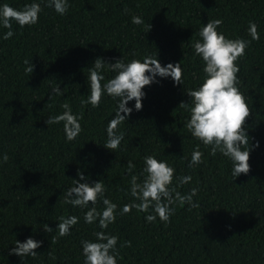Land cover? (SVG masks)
<instances>
[{"label":"trees","instance_id":"16d2710c","mask_svg":"<svg viewBox=\"0 0 264 264\" xmlns=\"http://www.w3.org/2000/svg\"><path fill=\"white\" fill-rule=\"evenodd\" d=\"M33 2L42 8L35 25L21 28L13 21L14 35L7 40L9 29L0 26V264H84L81 241H95L98 231L118 237L117 264H264V0H68L64 15L47 7V0H0V5L20 10ZM133 16L143 23L133 24ZM214 19L223 20L217 31L227 38L250 41L236 62L238 88L251 109L244 124L250 171L236 178L228 158L211 155L210 146L191 136L185 127L189 111L179 107L190 103L187 92L203 82L204 65L192 45ZM249 21L258 26V41L248 34ZM147 56L161 66L180 63L182 85L157 77L142 89V110L129 101L133 111L118 126L124 139L113 152L103 146L118 99L105 93L99 107L86 103L88 69L97 58L128 63ZM25 60L34 65L32 73L25 71ZM101 74L102 84L115 75L107 66ZM58 86L63 95L49 100ZM64 103L82 117L83 130L71 142L63 122L45 123L62 114ZM197 146L203 162L189 167ZM147 155L175 169L170 187L181 195L198 189L196 206L173 204L167 223L158 217L149 223V213L135 208L119 214L125 204L139 203L130 194V180L131 175L143 180ZM129 161L136 165L131 175ZM78 171L90 184L102 181L104 196L117 205L107 229L98 221L85 223L87 209L64 203ZM189 175L191 182L180 185L178 178ZM96 207L102 210V201ZM61 216H77L79 222L53 241ZM44 224L54 231L45 232ZM29 237L43 242L36 257L9 255L16 240Z\"/></svg>","mask_w":264,"mask_h":264},{"label":"clouds","instance_id":"9594fccd","mask_svg":"<svg viewBox=\"0 0 264 264\" xmlns=\"http://www.w3.org/2000/svg\"><path fill=\"white\" fill-rule=\"evenodd\" d=\"M46 6L53 8L60 15L66 14L69 8L68 0H47ZM42 11L40 3L26 4L23 9H16L5 3L0 5V26L9 29L3 36V39H10L14 32L11 31L12 22L15 21L21 28L24 26L35 25L39 19V13ZM127 11V10H126ZM132 23L140 25L143 20L139 16L132 17ZM223 24L222 19L208 21L197 35L200 39L196 40L192 47L195 55L200 57L203 62L204 78L198 88L189 90L187 95L191 98L190 103L179 105L189 111L190 118L185 127L191 136L204 146L211 147V155L215 156L217 152L228 158L232 163L231 174L234 178L241 174H248L250 171V144L249 137L246 135L244 124L246 118L251 114L244 95L239 91L240 83L237 74L240 69L237 65L239 58L245 55V50L250 41L243 39H229L217 29ZM151 25H149V30ZM248 34L252 40H259L258 26L255 22L249 21ZM29 65L25 71L32 73L34 65L25 60ZM107 66L108 70L115 75L108 79L106 83L101 71ZM89 76L87 83L90 89V95L86 103L93 108L99 107L103 95L106 93L113 99H118L115 115L108 122L106 132L107 141L104 148L112 150L118 149L124 134H117L118 126L125 122L133 109L128 107L129 101L135 100V110H142V99L145 93L142 89L158 82L157 77L168 78L177 85H182L183 70L180 63L161 66L158 59L147 56L143 62L139 59H132L125 63L123 59L115 63H105L102 58H97L91 68L88 69ZM148 73V74H146ZM54 95H63L60 87L53 88L49 100ZM64 111L62 114L49 117L45 120L48 125L59 124L63 122V130L66 140L71 142L75 140L82 132L79 122L82 117L73 114L71 106L67 103L62 105ZM123 113L124 115H121ZM259 144L255 145L258 147ZM203 153L199 146L193 150L189 167H194L203 162ZM7 162L8 156L5 154L2 158ZM143 169L140 181L137 175H131L136 165L131 161L127 164L128 174L131 175L130 194L139 201V203L125 204L120 210V215L129 213L133 208L139 212L149 213L145 219L152 223L157 220L167 223L175 209L173 204L179 202L181 205L188 204L192 207L193 197L198 189L193 188L187 195H181L175 188L170 186L173 183L175 169L167 161H160L153 155H147L143 158ZM79 180H72L73 186L68 188L64 194V203L73 207L87 209L84 214V222L93 224L98 221L100 229H107L108 226L116 220L117 205L104 196L106 188L102 181L92 184L88 183L87 178L81 171L77 172ZM85 181L80 183V181ZM179 184L190 183L192 177L181 176L178 178ZM175 193V195H173ZM102 201L104 205L102 210H98L96 204ZM55 231L58 236L53 237L55 241L58 237H64L70 234V229L79 222V217L61 216ZM47 233L54 230L47 224L43 225ZM95 241L82 240V253L84 264H117L118 252L116 245L118 237L108 235L104 231L94 233ZM42 241H37L29 237L25 242L15 241V246L9 251V255L19 257H36V249L42 246ZM126 246H131L126 242Z\"/></svg>","mask_w":264,"mask_h":264}]
</instances>
